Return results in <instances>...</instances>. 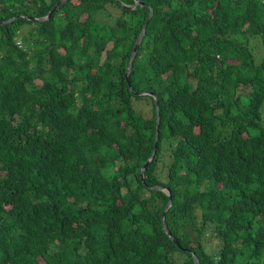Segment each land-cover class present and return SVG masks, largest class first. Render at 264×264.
I'll return each instance as SVG.
<instances>
[{"label":"trees","instance_id":"16d2710c","mask_svg":"<svg viewBox=\"0 0 264 264\" xmlns=\"http://www.w3.org/2000/svg\"><path fill=\"white\" fill-rule=\"evenodd\" d=\"M58 1L0 0V264H264V0Z\"/></svg>","mask_w":264,"mask_h":264},{"label":"water","instance_id":"95a60500","mask_svg":"<svg viewBox=\"0 0 264 264\" xmlns=\"http://www.w3.org/2000/svg\"><path fill=\"white\" fill-rule=\"evenodd\" d=\"M67 0H59L53 7L52 9L48 12V14L44 17H40V18H37V17H27V19L29 20H36V21H43V20H46V19H49L51 17V15L64 3L66 2ZM120 4L126 8V9H133L135 8L137 5L139 6H143V2L141 0H133V4L132 5H127V4H124L122 2H120ZM152 14H153V10L152 8H150V11H149V15L147 17V21L144 25V27L142 28L138 38L136 39V42L134 44V47H133V50H132V53H131V56H130V61L128 63V66H127V69H126V73H125V77H126V81L128 82L129 84V80H128V76H129V70L131 68V65H132V62L136 56V53L138 51V47L140 45V43L142 42V38H143V35H144V32H145V28L147 26V24L149 23L151 17H152ZM148 95H151L154 99H155V105H156V113H157V129H156V137H155V140L157 139V135H158V123H159V119H158V102H157V99H156V96L154 93L152 92H148L147 93ZM154 152H155V144H154ZM153 152V154H154ZM153 154L150 156V158L146 161V163H144V165L141 167L140 169V176H141V179L143 180L144 177H143V172H144V169L145 167L150 163L152 157H153ZM157 189L159 190H162V187H157ZM168 197H169V200L167 202V205L165 207V209L163 210V213H162V220H164V216H165V212L166 210L168 209V207L170 206V203H171V195L168 191ZM163 227L166 231V233L168 234V236L175 242V238L171 235V233L167 230V227L165 225V223L163 222ZM187 251H189L191 254H192V257H193V260H194V263L195 264H199L198 260H197V257L195 256V254L193 252H191L189 249H186Z\"/></svg>","mask_w":264,"mask_h":264},{"label":"rangeland","instance_id":"374dc122","mask_svg":"<svg viewBox=\"0 0 264 264\" xmlns=\"http://www.w3.org/2000/svg\"><path fill=\"white\" fill-rule=\"evenodd\" d=\"M17 43H20L19 41H17ZM137 108H139L141 110V112L145 115V116H149L151 114V105L148 103H136L135 104ZM262 118H263V124H264V106L262 108ZM164 159L162 161V163H164L166 166L168 165V163L170 162V158L167 156V152L164 151ZM162 177L165 176V170L163 171ZM212 236L208 233L204 236V244L206 247L207 251H215L218 248V243L214 238H211ZM183 260L178 259L176 264H180Z\"/></svg>","mask_w":264,"mask_h":264},{"label":"clouds","instance_id":"9594fccd","mask_svg":"<svg viewBox=\"0 0 264 264\" xmlns=\"http://www.w3.org/2000/svg\"><path fill=\"white\" fill-rule=\"evenodd\" d=\"M44 17V16H43ZM18 44H20V43H18ZM141 169V168H140ZM143 175H144V172H143ZM157 187H162V191L168 196V189L166 188V187H164V186H157ZM156 187V188H157ZM170 193V192H169ZM168 200H169V197H168ZM167 205V204H166ZM170 205H171V203H170ZM166 207V206H165ZM170 207V206H169ZM168 207V208H169ZM165 209V208H164ZM163 213V212H162Z\"/></svg>","mask_w":264,"mask_h":264}]
</instances>
